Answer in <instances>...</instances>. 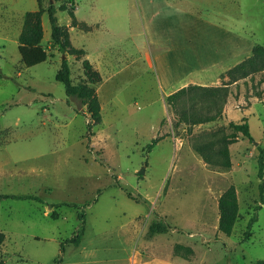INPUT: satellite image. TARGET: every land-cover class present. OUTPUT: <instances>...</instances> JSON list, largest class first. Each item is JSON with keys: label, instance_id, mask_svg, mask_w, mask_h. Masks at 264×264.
Here are the masks:
<instances>
[{"label": "rangeland", "instance_id": "374dc122", "mask_svg": "<svg viewBox=\"0 0 264 264\" xmlns=\"http://www.w3.org/2000/svg\"><path fill=\"white\" fill-rule=\"evenodd\" d=\"M168 1L179 10L167 0H100L93 9L88 0L75 1L78 20L102 18L101 28L91 34L69 28L72 44L84 48V57L102 77L94 85L101 122L91 133L86 105L55 79L60 52L49 51L45 61L25 66L17 48L19 27L0 35V193L40 197L0 199V259L6 264H51L57 256L61 264L264 260V202L257 175L258 149L264 148V74L237 75L236 81L225 76L216 85H204L225 83L224 97L197 90L181 96L174 108L165 101L174 57L166 48L170 32L182 23L195 36L205 22H213L264 45V0ZM3 2L20 13L37 8L36 0ZM55 14L69 25L67 10L57 8ZM42 23V44L48 48L46 12ZM65 57L73 83L83 80L81 59ZM219 105L221 115L214 120H179L193 111L214 113ZM244 117L252 140L240 132L224 140L230 166L205 162L194 143L211 140L216 149L220 134L234 133L229 122ZM231 184L238 216L226 235L217 229V199ZM82 211L84 232L75 245L69 238L79 231ZM254 213L252 234L242 240ZM152 220L168 224L167 232L148 236ZM176 244L191 252L176 250Z\"/></svg>", "mask_w": 264, "mask_h": 264}, {"label": "trees", "instance_id": "16d2710c", "mask_svg": "<svg viewBox=\"0 0 264 264\" xmlns=\"http://www.w3.org/2000/svg\"><path fill=\"white\" fill-rule=\"evenodd\" d=\"M37 8L35 10L26 11L23 15V22L21 30L18 34V51L20 54V61L25 66H31L40 62L45 61L52 50H57L61 55H73L76 59H81L84 79L76 83H73L70 77V67L67 58H62L60 60V66L55 74V79L62 82L64 90L67 95L73 96L80 100L81 104L86 105L88 112L87 129L88 133L92 132V127L101 122V105L98 98L97 91L94 87L95 84L102 80L99 70L86 58L85 50L82 47H76L71 43L69 37V25L78 27L80 29L88 30L89 26L82 21H78L75 17L73 8L67 5L66 0H36ZM59 1V2H58ZM67 10L70 16V24H61L58 22L56 17V9ZM46 11L48 15V20L50 24V40L49 47L46 48L42 44L43 38V26L41 22V15ZM260 71L264 74V45L254 44L251 49V54L244 57L241 61L236 63L227 69L223 76L232 77L234 81L237 80L235 76L246 77L250 76L255 72ZM222 76V77H223ZM197 90L204 93H217L220 97H224L227 93L226 84L223 83L220 86H204L200 84L190 83L186 86L180 87L177 90L167 94L165 96L166 104L171 108H174L178 99L185 94H195ZM214 103L216 99H212ZM222 106L214 113L210 114H200L196 111L188 113L187 115H182L179 120L185 121L190 124L208 122L216 119L221 115ZM230 126L234 129V133L230 135H219L218 140L221 139L222 144L214 148V143L211 140L204 141L202 143H194L195 150L200 153L205 162L222 166H230V158L228 146L224 142L226 138L236 136L235 132H240L243 136L252 140L247 118L244 117L241 122H229ZM160 136H156L152 139L151 143L148 145L149 148L154 144ZM217 140V141H218ZM264 148L259 147L257 154V175L262 180L259 184L260 190V202H264ZM11 197V198H24V199H36L40 200L37 195H16V194H2L0 193V199ZM74 206V203H53L52 206L59 207L60 205ZM218 222L217 229L229 235L232 232L234 223L238 216V200L237 193L233 184L229 185L218 197ZM260 208V204L255 205L254 210ZM84 212L78 213V218L80 220L79 231L72 235L69 239L75 245L80 243L84 232ZM52 217H57V212L52 211ZM256 214H252L246 224V229L242 235V240H246L252 234L251 226L256 221ZM168 224L161 220H152L148 224L147 234L152 236L156 233H164L168 230ZM4 240V233L0 231V243ZM185 249L191 252L189 246H184L181 244H176L175 249ZM61 251H63V243L60 245ZM0 264H6L2 259H0ZM51 264H61L60 257H56ZM259 264H264V260H260Z\"/></svg>", "mask_w": 264, "mask_h": 264}, {"label": "crops", "instance_id": "0c3cea01", "mask_svg": "<svg viewBox=\"0 0 264 264\" xmlns=\"http://www.w3.org/2000/svg\"><path fill=\"white\" fill-rule=\"evenodd\" d=\"M66 1V3L70 1L69 3L73 5L75 14L76 0ZM99 2L100 0H88V6L93 9L99 5ZM166 3L171 9L175 11L179 10L168 0ZM26 11L20 13L11 8L8 9L3 0H0V35L11 31V29H15V27H19L20 32L23 15ZM78 21L85 22L89 26V29L84 30L69 25L68 30L74 27L79 31L91 34L95 29H99L102 26V18L99 15L88 17V23L85 20ZM205 23H207L208 27L205 26L204 30L198 31L195 36H190L188 29L182 23L178 24L175 27L176 29L172 30L167 36L166 48H169V52L173 51L174 57L173 61H170L169 75L165 80L168 87L165 95L190 83L216 85L221 82V78L225 77L223 75L227 69L251 54V49L255 42L250 37L240 35L230 29L222 28L213 22ZM47 40H50V37ZM139 260L140 258H138Z\"/></svg>", "mask_w": 264, "mask_h": 264}, {"label": "water", "instance_id": "95a60500", "mask_svg": "<svg viewBox=\"0 0 264 264\" xmlns=\"http://www.w3.org/2000/svg\"><path fill=\"white\" fill-rule=\"evenodd\" d=\"M64 57H65V55L63 54V55H62V58H64Z\"/></svg>", "mask_w": 264, "mask_h": 264}, {"label": "built area", "instance_id": "2783aa9c", "mask_svg": "<svg viewBox=\"0 0 264 264\" xmlns=\"http://www.w3.org/2000/svg\"><path fill=\"white\" fill-rule=\"evenodd\" d=\"M70 2V1H69ZM71 4V3H70Z\"/></svg>", "mask_w": 264, "mask_h": 264}]
</instances>
